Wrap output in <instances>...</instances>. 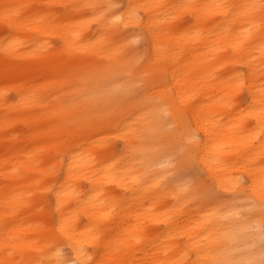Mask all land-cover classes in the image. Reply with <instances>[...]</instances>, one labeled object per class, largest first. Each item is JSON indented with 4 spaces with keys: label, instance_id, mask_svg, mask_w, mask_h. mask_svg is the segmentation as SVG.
<instances>
[{
    "label": "bare ground",
    "instance_id": "bare-ground-1",
    "mask_svg": "<svg viewBox=\"0 0 264 264\" xmlns=\"http://www.w3.org/2000/svg\"><path fill=\"white\" fill-rule=\"evenodd\" d=\"M116 2L0 0V264H264V0Z\"/></svg>",
    "mask_w": 264,
    "mask_h": 264
},
{
    "label": "rangeland",
    "instance_id": "rangeland-1",
    "mask_svg": "<svg viewBox=\"0 0 264 264\" xmlns=\"http://www.w3.org/2000/svg\"><path fill=\"white\" fill-rule=\"evenodd\" d=\"M117 1H118V2H116L117 10H119L120 8H121L120 10H122L123 9V4H122V2H120L121 0H117ZM141 40H139V41L136 42L137 43L136 46L140 47V44L143 42ZM127 76L128 75L119 76V80L121 82H124L126 80L125 77H127ZM142 86H143V84H140L139 87L133 85V86H130L129 87V90L130 91H133V92H135L136 90H142ZM11 95H14V93L11 92ZM115 140H114L115 146L117 148H120L122 146L121 140L120 139H115ZM200 175L203 176L201 172H200ZM183 177L185 178V181L186 182H189L190 185H192V186H195L196 184H198V181L196 180V177H194V175L192 174V168H191V166H188V165L186 166V169H185V172H184Z\"/></svg>",
    "mask_w": 264,
    "mask_h": 264
}]
</instances>
